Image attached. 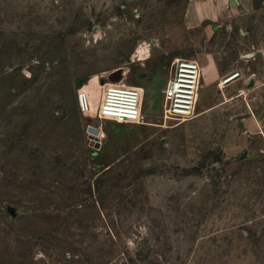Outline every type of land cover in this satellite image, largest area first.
<instances>
[{
  "label": "rangeland",
  "instance_id": "rangeland-1",
  "mask_svg": "<svg viewBox=\"0 0 264 264\" xmlns=\"http://www.w3.org/2000/svg\"><path fill=\"white\" fill-rule=\"evenodd\" d=\"M194 4L0 0V264H264V0ZM177 57L198 114L165 124ZM122 80L145 124L97 117Z\"/></svg>",
  "mask_w": 264,
  "mask_h": 264
},
{
  "label": "built area",
  "instance_id": "built-area-1",
  "mask_svg": "<svg viewBox=\"0 0 264 264\" xmlns=\"http://www.w3.org/2000/svg\"><path fill=\"white\" fill-rule=\"evenodd\" d=\"M201 64L195 59L177 57L165 86L162 89L164 96L162 117L167 124L173 122L178 125L195 118L201 93L202 70ZM238 78L241 73L229 74L224 84L230 79ZM82 95V94H81ZM86 95L87 105L81 101L82 109L89 112L93 109ZM97 117L126 124H145L144 92L137 86L124 83H106L105 96L101 104L95 108Z\"/></svg>",
  "mask_w": 264,
  "mask_h": 264
},
{
  "label": "crops",
  "instance_id": "crops-1",
  "mask_svg": "<svg viewBox=\"0 0 264 264\" xmlns=\"http://www.w3.org/2000/svg\"><path fill=\"white\" fill-rule=\"evenodd\" d=\"M232 3V0H229ZM237 4H238V0ZM214 6H211L209 8L203 7L201 11L198 10L197 5L193 6L188 10L187 13V20L190 23L191 26H197V24H200L203 18L213 16L215 18H222L223 16H226V5L228 0H213Z\"/></svg>",
  "mask_w": 264,
  "mask_h": 264
},
{
  "label": "bare ground",
  "instance_id": "bare-ground-1",
  "mask_svg": "<svg viewBox=\"0 0 264 264\" xmlns=\"http://www.w3.org/2000/svg\"><path fill=\"white\" fill-rule=\"evenodd\" d=\"M147 52V50H146V48L145 47H141L140 49H139V53L140 54H145ZM241 78L240 77H238V78H235V76H233L231 79H230V81H229V85H231V84H233L234 82H236V81H239ZM124 80H122V81H120V82H118V83H124L123 82ZM107 83H110V82H107ZM124 84H126V83H124ZM97 85V84H96ZM127 85V84H126ZM228 85V86H229ZM101 88H102V90H101V102L103 101V98H104V96H105V89H106V83L105 84H101L100 83V85H99ZM137 87H139L141 90H142V92H144V98H145V89H144V87H142V86H137ZM225 87H227V86H223L222 85V88L224 89ZM86 95H88V93H83L82 95H81V97H82V101H83V104L85 105V107H86V105H87V101H86ZM101 104V103H100ZM99 104V105H100Z\"/></svg>",
  "mask_w": 264,
  "mask_h": 264
},
{
  "label": "water",
  "instance_id": "water-1",
  "mask_svg": "<svg viewBox=\"0 0 264 264\" xmlns=\"http://www.w3.org/2000/svg\"><path fill=\"white\" fill-rule=\"evenodd\" d=\"M237 4V1L236 0H232V5H236ZM251 156L250 154V151L249 150H246L240 157L239 159L240 160H244V159H247Z\"/></svg>",
  "mask_w": 264,
  "mask_h": 264
}]
</instances>
